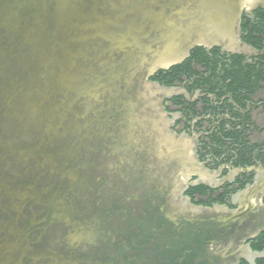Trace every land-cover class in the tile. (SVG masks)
I'll return each instance as SVG.
<instances>
[{
  "label": "water",
  "instance_id": "water-1",
  "mask_svg": "<svg viewBox=\"0 0 264 264\" xmlns=\"http://www.w3.org/2000/svg\"><path fill=\"white\" fill-rule=\"evenodd\" d=\"M264 0H0V264H240L264 231V170L237 207L205 184L151 81L198 47L246 54ZM192 178L195 181L190 182Z\"/></svg>",
  "mask_w": 264,
  "mask_h": 264
},
{
  "label": "flooded vegetation",
  "instance_id": "flooded-vegetation-1",
  "mask_svg": "<svg viewBox=\"0 0 264 264\" xmlns=\"http://www.w3.org/2000/svg\"><path fill=\"white\" fill-rule=\"evenodd\" d=\"M240 39L253 51L198 47L182 63L151 77L176 90L163 103L171 129L196 142L209 174L205 184L185 191L196 205L236 208L238 194L255 183L258 169L264 170L263 9L242 13ZM247 244L262 256L240 264H264V231Z\"/></svg>",
  "mask_w": 264,
  "mask_h": 264
}]
</instances>
